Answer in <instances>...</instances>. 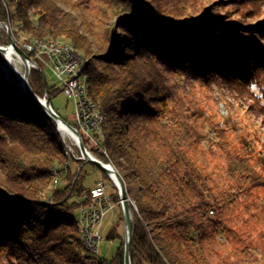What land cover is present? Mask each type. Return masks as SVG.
Returning a JSON list of instances; mask_svg holds the SVG:
<instances>
[{
	"label": "trees",
	"instance_id": "obj_1",
	"mask_svg": "<svg viewBox=\"0 0 264 264\" xmlns=\"http://www.w3.org/2000/svg\"><path fill=\"white\" fill-rule=\"evenodd\" d=\"M211 2L86 0L93 20L84 33L57 0H0V23L15 40L67 41L87 60L89 95L105 115L101 159L135 206L131 264H209L218 231L235 235L218 216L236 197L264 187V160L243 142L235 146L196 94L216 81L251 99L255 84L264 98V46L254 36L264 37V28L231 22L210 34L203 20L219 25ZM0 63L7 65L1 53ZM29 84L51 105L62 92L40 70L31 71ZM256 105L264 118V104ZM204 152L223 168L219 196L198 159ZM67 163L57 122L0 68V264H124V243L110 260L90 256L81 243V204L73 198L85 203L86 189L77 183L72 190ZM116 238L114 228L107 239Z\"/></svg>",
	"mask_w": 264,
	"mask_h": 264
},
{
	"label": "rangeland",
	"instance_id": "obj_2",
	"mask_svg": "<svg viewBox=\"0 0 264 264\" xmlns=\"http://www.w3.org/2000/svg\"><path fill=\"white\" fill-rule=\"evenodd\" d=\"M57 1L62 8L74 14L81 31L85 33L84 22L93 20L91 13L86 8V0H83L82 6L77 0H73V3L78 5L74 9L69 3L71 0ZM209 7H212L219 23V25L213 26L207 19L203 20L202 25L208 28L210 34H218L221 30L227 31L231 22L243 26L251 24L257 28L259 26L264 28V0H212ZM254 36L264 46V37L256 32H254ZM8 37L6 29L0 27V43L2 45H8ZM40 71L50 86H61L50 67L42 65ZM210 86L206 92V88L201 90L203 88L198 87L196 94L211 120L218 123L221 128L229 130L235 146H240L243 142L250 150H254L258 158L264 160V118L255 112L258 102L260 105L264 104L260 88L255 84L250 85V92L255 98L251 99L241 89L243 93L241 91L234 92L229 86L222 83L219 85L216 81H213ZM52 105L69 125L75 124V104L71 98L61 92L53 97ZM204 131L209 140H216L210 126L205 125ZM209 146L210 142L206 141L201 148L208 150ZM198 157L210 178L216 180L209 183L211 186L215 185L213 194L219 196L224 192L223 168L219 163H210L205 152ZM69 165L74 174L79 166H83L78 180L80 187L92 189L99 181H104L108 196L114 198L117 195V190L112 186L107 173L95 164L87 161L70 162ZM61 182L62 179L58 178L55 185L58 186ZM116 200L119 201V199ZM228 206L226 211L218 217L235 231V235L229 237L224 231H218L216 243L208 248L209 264H264V187L252 190L250 196L236 197ZM215 218L217 217L213 216V219ZM114 228L121 235V240L119 238L107 239ZM100 231L104 240L100 246L98 258L110 260L115 256L119 246L124 243L125 238L123 211L119 204L103 219Z\"/></svg>",
	"mask_w": 264,
	"mask_h": 264
},
{
	"label": "built area",
	"instance_id": "obj_3",
	"mask_svg": "<svg viewBox=\"0 0 264 264\" xmlns=\"http://www.w3.org/2000/svg\"><path fill=\"white\" fill-rule=\"evenodd\" d=\"M0 46L4 49L7 47L13 48L10 43L8 45H2V43H0ZM19 47L27 54H31V57L28 55L31 59L29 62L30 72L32 70H41L42 65L50 67L54 76L61 84L60 88L62 93L74 101L76 122L74 125L70 126L75 129L77 134L68 126H66L67 130H61L60 123L57 124L60 132L63 133L64 139L67 141L68 148L71 150L73 162H87L81 153V141L92 159L100 161L110 168L106 162L101 159V157L105 155L101 152L100 135L96 132L95 112H93V107L85 105L82 100L80 88L78 87V77L80 75L78 73V65H74V58L76 56L71 53L68 47L52 49V51H44V49H40V45L38 44L26 45L23 43V46ZM2 55L7 63L5 54ZM43 98L48 99L47 95ZM51 108L54 113L59 115L58 111L55 110L52 105ZM82 168L83 166H79L74 174L71 184L72 190H74V187L78 183ZM107 176L111 180L112 186L117 190V195L114 198L108 196L106 183L104 181H99L94 188L84 191L86 196L85 203H83V200L80 198H73L74 201L81 204L77 213L78 216L81 217V220L87 223L86 237L93 243L95 257H98L100 246L104 240L100 231L103 219L117 206V204L122 207L117 181H113L108 173ZM116 199H119V201ZM53 201L52 199L51 203H53Z\"/></svg>",
	"mask_w": 264,
	"mask_h": 264
},
{
	"label": "bare ground",
	"instance_id": "obj_4",
	"mask_svg": "<svg viewBox=\"0 0 264 264\" xmlns=\"http://www.w3.org/2000/svg\"><path fill=\"white\" fill-rule=\"evenodd\" d=\"M4 28L6 29L7 33L10 32V27L8 24H6ZM14 41L18 46H23V43L26 45L38 44L40 45V49H44V51H52V49H61V48L68 47L71 53L76 56L74 58V65H78V73L80 75L78 77V87L80 88V91H81L82 100L85 103V105H88V107H93V112H95V117H96V132L100 135L101 152L103 153V155L107 156V151L102 144L103 139H104L102 126L105 121V115L103 114V112H101L98 105L91 99L89 95L88 84H87L88 77L85 73V66H86L87 60H85L83 55L75 48L73 44L67 41L51 40V39H33L30 42H23V43L18 42L15 39ZM4 54L7 60V65L5 66L6 78L16 81L17 83L20 84L21 88L24 89L25 69L23 68H25V64L23 60L12 47H7L4 51ZM60 129L67 130V127L63 123H60ZM57 130L61 136L65 155L68 158V163H67L68 165L70 162H73V159L71 157V150L68 148L67 141L64 139L63 133L60 132L58 126H57ZM106 164L111 168V171H112V172L111 171L108 172L109 176L111 177L113 181L116 182L117 179H116V175L114 174V171H116V169L111 163L108 162ZM117 184H118V188L120 192V185L118 182ZM51 200L52 199H50L49 201L51 202ZM78 223H79L80 232H81V236H80L81 243L83 244L87 253L90 256L95 257L93 243H91L89 239L86 237L87 236V223L82 221L80 216H78Z\"/></svg>",
	"mask_w": 264,
	"mask_h": 264
},
{
	"label": "water",
	"instance_id": "obj_5",
	"mask_svg": "<svg viewBox=\"0 0 264 264\" xmlns=\"http://www.w3.org/2000/svg\"><path fill=\"white\" fill-rule=\"evenodd\" d=\"M6 23H0V27L5 26ZM9 37H10V42L13 46V48L16 50V52L18 53V55L21 57V59L23 60V62L25 63V83H24V89L21 88L20 84L17 83L14 80H10L9 78H6L5 76V66L0 63V68L3 71V75L6 78V80L10 81V83L14 84L15 86L19 87L29 98H31L32 100H34L39 107L45 111L46 114H48L51 118H53L57 123H63L65 126H68L70 129H72L76 134L77 132L75 131V129L73 127H71L70 125L67 124L66 121H64L60 115L56 114L53 112L52 108H51V103L49 101V99H45V98H41L39 97L37 94H35V92L32 90L30 84H29V77H30V68H29V62H30V57L28 56V54L23 51L14 41L11 33L9 32ZM5 49L2 48L0 46V52L2 54H4ZM7 61V60H6ZM7 64V63H6ZM80 149H81V153L83 154L84 158L95 164L96 166H98L100 169H102L104 172L108 173L110 170V168H108L104 163L97 161L95 159H92L87 151H86V147L83 144V142L80 141ZM114 174L116 175V179L117 182L120 185V192H119V196H120V200L122 202V211H123V219H124V228H125V238H124V264H131V240H132V236H133V227H134V220H133V213H132V207L135 208V206L131 203L130 199L127 196L126 193V188H125V184L123 182V180L121 179V177L119 176V174L114 171Z\"/></svg>",
	"mask_w": 264,
	"mask_h": 264
}]
</instances>
